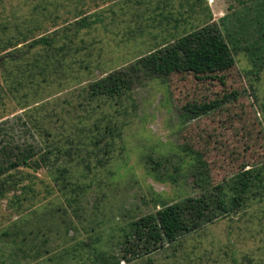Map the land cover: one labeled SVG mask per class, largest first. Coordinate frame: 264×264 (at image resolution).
Returning <instances> with one entry per match:
<instances>
[{
    "label": "rangeland",
    "instance_id": "374dc122",
    "mask_svg": "<svg viewBox=\"0 0 264 264\" xmlns=\"http://www.w3.org/2000/svg\"><path fill=\"white\" fill-rule=\"evenodd\" d=\"M261 3L0 0V59L18 58L0 65V149L38 153L0 176V264H264ZM211 21L247 38L232 37L227 70L125 76L121 96L90 94L94 80ZM41 36L54 41L29 48ZM224 96L180 116L186 103ZM245 169L241 205L230 208ZM208 195L227 210L214 207L199 230L154 250L125 239L140 216Z\"/></svg>",
    "mask_w": 264,
    "mask_h": 264
},
{
    "label": "trees",
    "instance_id": "16d2710c",
    "mask_svg": "<svg viewBox=\"0 0 264 264\" xmlns=\"http://www.w3.org/2000/svg\"><path fill=\"white\" fill-rule=\"evenodd\" d=\"M256 8L260 13L264 12V3ZM255 22L258 23L259 20L257 19ZM248 23L252 24L249 21ZM245 26H237L235 29H246ZM222 27L211 21L177 37L175 40L138 57L129 65L94 80L89 85L90 94L96 97L108 95L115 98L121 96L123 93L118 90L120 89L119 83L124 81L125 76L128 78L132 76L159 77L174 72H192L195 76H205L227 70L235 63L233 50L237 47L238 39L234 41L232 37H235V34L243 37V34L230 30L231 28L227 24H223ZM224 30L228 31V36L229 33L232 36L226 37ZM243 38L247 39L245 36ZM2 39L3 37H0V51L3 49L1 47ZM53 41V38L41 36L37 40H32L29 48L36 45L47 47ZM71 42L72 40L68 43ZM3 47H7L6 42ZM15 57L13 52L9 53L8 57L3 56L0 59V65L3 67L8 61L13 62L18 59ZM7 74L13 76L12 73ZM226 97L229 96L206 104L186 103L182 106L180 116L184 121L197 118L219 107ZM37 155L38 153L30 144L26 148L15 145L8 149L6 146H1L0 176L21 166H29L27 161ZM253 175L258 177L257 173ZM250 176L251 171L248 169L234 174V186L231 188L233 193L228 200L230 208L238 209L241 205L242 193ZM221 186L219 185V187ZM214 207L227 210V206L223 202L219 199L215 200V197L210 195L188 197L179 205L165 206L155 213L145 214L131 221L128 231L125 233V239L142 240L141 243H138L139 246L154 250L159 248L162 241L172 242L204 227L210 221L211 211Z\"/></svg>",
    "mask_w": 264,
    "mask_h": 264
}]
</instances>
